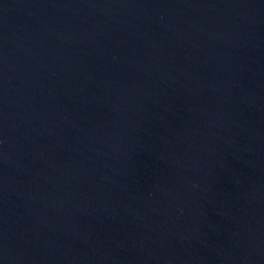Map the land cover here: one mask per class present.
Masks as SVG:
<instances>
[{
  "label": "water",
  "instance_id": "obj_1",
  "mask_svg": "<svg viewBox=\"0 0 264 264\" xmlns=\"http://www.w3.org/2000/svg\"><path fill=\"white\" fill-rule=\"evenodd\" d=\"M0 264H264V0H0Z\"/></svg>",
  "mask_w": 264,
  "mask_h": 264
}]
</instances>
